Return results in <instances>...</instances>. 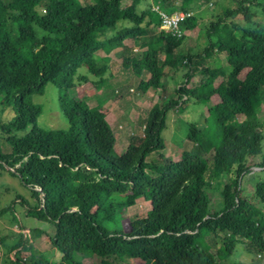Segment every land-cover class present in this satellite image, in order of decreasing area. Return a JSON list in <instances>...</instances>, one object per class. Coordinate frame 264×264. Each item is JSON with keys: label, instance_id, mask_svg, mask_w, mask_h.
Segmentation results:
<instances>
[{"label": "trees", "instance_id": "1", "mask_svg": "<svg viewBox=\"0 0 264 264\" xmlns=\"http://www.w3.org/2000/svg\"><path fill=\"white\" fill-rule=\"evenodd\" d=\"M123 1L127 3L122 5ZM211 1L0 0V106L12 112L9 119L0 120V168L29 189L33 205L15 197L25 214L52 227L51 233L31 228L28 237L19 231L15 247L25 257H14L13 264H84L74 251L64 250V243L80 249L83 258H98L97 264H118L123 255L152 264H221L239 245L255 256L236 264L264 262L257 259L264 256V210L257 206H264V181L255 183L250 199L240 185L242 174L249 171L248 158L258 157L252 168L264 171L260 117L264 21L255 19L251 7L263 3L238 0L236 6L224 5L216 14L210 6V18L202 28L203 49L177 55L175 49L186 32L197 25L196 10ZM152 6L168 14L184 13L181 33L160 28V16ZM119 20L129 25L117 28ZM151 26L159 29L152 31ZM126 39L145 48V55L138 59L126 55ZM98 50L104 52L100 61L95 57ZM214 52L225 54L228 72L216 60L206 63ZM112 53L120 56L122 68H130L139 79L137 88L142 93L161 87L162 68L186 67L176 97L148 109L142 136H129L120 155L113 154L115 136L101 104L89 108L69 94L81 65L97 78L91 80L93 84H105ZM192 58L199 64L192 66ZM142 73L147 77L140 78ZM194 73L200 75L197 82L192 81ZM77 79L88 80L86 75ZM47 82L57 89L66 129L36 124L41 106L31 97L42 94ZM188 100L207 105L204 125L189 124L190 148L178 149L176 159L165 157L161 130L167 111ZM27 126L26 134H16ZM152 152L158 159L147 163ZM207 153H211L208 160ZM146 168L156 172L150 174ZM222 173L228 182L220 191L221 207L209 211L205 187L211 181L205 177L212 174L214 179ZM112 194L123 199L112 202ZM137 200L150 202L146 215L132 218L124 232L109 230L105 222L114 220L116 207ZM12 208L1 207L0 216L12 213ZM41 235L61 252L58 261H51L35 246ZM3 240L0 237V243Z\"/></svg>", "mask_w": 264, "mask_h": 264}, {"label": "rangeland", "instance_id": "2", "mask_svg": "<svg viewBox=\"0 0 264 264\" xmlns=\"http://www.w3.org/2000/svg\"><path fill=\"white\" fill-rule=\"evenodd\" d=\"M212 0L208 3H201L198 7L197 17L198 22L194 29L186 32L184 42L175 49V53L179 56H186L188 52L198 53L203 49L206 43V37L202 31L203 22L210 18V11L216 14L221 11L222 6H236L238 0ZM263 4L251 5L253 11L257 13L255 19L258 21H264V0H261ZM127 1H123L122 5H125ZM145 1L143 2V4ZM142 4V5H143ZM214 5V6H213ZM212 6L211 10L209 9ZM250 6V3H249ZM140 7V6H139ZM208 8V9H207ZM129 25L126 21L119 20L116 23V27L120 28L122 26ZM152 31H157L159 27L151 26ZM108 33H112L109 31ZM126 49L125 54L134 57V59L142 58L146 49L141 48L136 45L131 39H126L124 41ZM135 48V50H134ZM104 55L102 50H98L95 53V57L99 60L101 56ZM216 60L215 63L218 66L223 67L225 72L229 71V67L226 63L225 54L223 53H212V56L206 60V63H211ZM121 58L116 54L110 55V61L108 62L107 80L105 84L95 85L91 80L97 79L95 76L87 72L84 65H81L74 76V86L69 89V94L73 96L76 100L83 102L87 107L93 108L101 104L105 111V119L109 124L114 136L115 143L113 146V154L120 155L126 145L129 143V136L141 137L142 136V126L144 119L147 116L148 109L154 104H161L163 101L175 98V88L183 80V76L186 72V67L179 65L176 69H171L168 66L162 68V78L160 88H150L145 93L140 92L137 88V83L139 79H136L131 72L130 68H122L120 65ZM192 66L199 64V60L196 58L191 59ZM199 66V65H197ZM110 73V76H109ZM112 74V75H111ZM78 75H86L88 80L79 81L77 79ZM146 73H142L140 78H146ZM200 75L194 73L192 76V81L197 82ZM221 77L216 79L215 84L220 82ZM33 103L39 104L41 106V112L36 119L37 126L43 129H66L68 127V121L62 114L58 107L57 101V89L56 87L47 82L44 87V92L42 94H34L31 97ZM211 100L214 102L215 97ZM207 105L201 103H195L192 100L186 101L182 106H177L169 109L166 114L165 126L161 130V137L165 142V147L161 150V153L168 158L176 159L179 157L178 149H189L191 144L186 139V134L188 132V125L194 124L196 127L201 128L204 125V118L206 116ZM12 116V112L9 109H2L0 106V120L9 119ZM260 117L264 120V102L262 109L260 111ZM121 125V127H120ZM122 128V129H120ZM30 129L27 126L21 131H17L18 136L26 134ZM262 152H264V140L262 141ZM211 153H207L205 158L210 159ZM158 159V154L156 152L150 153L146 157V162H154ZM258 157H251L247 159V164H250L249 171L242 174L240 179L241 191L249 199L253 195V186L259 180L264 181V171L258 170V168H252V165L256 163ZM150 174L155 173L154 169H147ZM212 174L205 177L207 182H210L209 187H205V192L208 196V209L209 211L217 210L221 207L222 200L220 191L223 186L228 182V176L225 173L218 175L216 178L212 179ZM19 195L27 201L28 204L33 205V199L30 196L29 189L22 184L20 179L16 176H12L5 170L0 168V208L5 206H13L12 213L10 211L4 213L5 215L0 216V237L2 235H7L5 230L11 227L14 229L12 231L11 238L13 239V244L7 249V252L2 256L1 264H13L12 260L14 257L23 259L25 255L14 250L15 244L19 240V231L21 228L29 230L31 228H41L47 233L52 232V227L48 223L38 221L32 217L25 214V208L19 202V199L15 197ZM123 199L122 195L112 194L109 200L112 202H118ZM252 200V199H251ZM258 207L264 210V206L259 203ZM150 209V202L147 200H137L134 204L130 206H120L115 209V218L113 221H106L105 225L109 230L115 231H126L128 230L129 221L134 217H144L146 212ZM15 233L17 235H15ZM29 233L26 234L28 237ZM23 236V234L21 235ZM15 237V238H13ZM18 237V239H16ZM7 237H4L6 239ZM67 239V238H66ZM5 241V240H4ZM68 242H71L67 239ZM72 243V242H71ZM8 244V241L6 242ZM37 244L41 249H46L43 251L44 255L52 260L57 261L55 257L54 249H48L50 246L46 237L44 239H38ZM219 242L212 247L215 251ZM65 246V247H64ZM71 247L70 248L68 247ZM6 249L5 244L3 245ZM70 243L63 245L64 250L73 253L77 259H80L84 264H97L98 258L96 257H82L80 255L81 250L77 247H73ZM75 248V249H74ZM14 250V252H12ZM80 251V252H79ZM12 252V254H11ZM253 256L255 252L250 253L245 252L242 246L236 247L233 254L225 259L221 260V264H236L239 261H248ZM254 259V258H253ZM256 259V258H255ZM259 261H264V256L262 259L257 257ZM118 264H152L150 261H143L141 259H134L129 255H123L117 259Z\"/></svg>", "mask_w": 264, "mask_h": 264}, {"label": "built area", "instance_id": "3", "mask_svg": "<svg viewBox=\"0 0 264 264\" xmlns=\"http://www.w3.org/2000/svg\"><path fill=\"white\" fill-rule=\"evenodd\" d=\"M152 8L155 9L160 16V28L165 29L166 31H171L173 34L177 35L181 33L179 23L184 18V13L174 12L172 14H168L162 10H159L156 6H152ZM20 231L23 233L24 236H26V234L28 233V231L25 229H21Z\"/></svg>", "mask_w": 264, "mask_h": 264}, {"label": "crops", "instance_id": "4", "mask_svg": "<svg viewBox=\"0 0 264 264\" xmlns=\"http://www.w3.org/2000/svg\"><path fill=\"white\" fill-rule=\"evenodd\" d=\"M134 50H135V48H134ZM112 75V74H111ZM120 127H121V125H120ZM120 129H122V128H120ZM3 215H5V214H3ZM0 223H1V220H0ZM6 228H8L7 230H5V232L7 233V235H2L1 237H7L6 239H4L1 243H0V262H1V260L3 259L2 258V256H3V254L5 253V251L7 252V249L8 248H10L11 246H12V244H13V239L11 238V236L13 235L12 234V232L14 231V229H11V227H6ZM8 231H12L11 233H9ZM47 232V231H46ZM14 233V232H13ZM15 235H17L16 233H15ZM44 235H41L40 237H37L35 240H34V244H35V246L38 248V249H40L42 252L43 251H46V249H41L39 246H38V244H37V240L38 239H44ZM13 238H15V237H13ZM16 239H18V237L16 238ZM8 241V244H6V242ZM5 244V247H6V249H4V247H3V245ZM50 246V245H49ZM16 249H18V248H15L14 250H16ZM48 249H54V251L55 250H57V249H55V248H53L52 246H50ZM14 250L12 251V252H14ZM12 252H11V254H12ZM54 253H56L55 254V257H57V259L59 260V258H60V256H61V252L59 251V250H57V251H55ZM57 260V261H58ZM52 261V260H51ZM56 262V261H55ZM1 264V263H0ZM261 264H264V262H262Z\"/></svg>", "mask_w": 264, "mask_h": 264}, {"label": "water", "instance_id": "5", "mask_svg": "<svg viewBox=\"0 0 264 264\" xmlns=\"http://www.w3.org/2000/svg\"><path fill=\"white\" fill-rule=\"evenodd\" d=\"M6 168H8V167H6Z\"/></svg>", "mask_w": 264, "mask_h": 264}]
</instances>
